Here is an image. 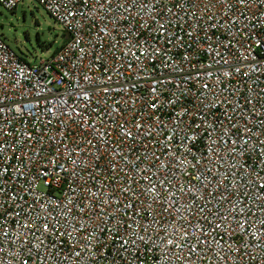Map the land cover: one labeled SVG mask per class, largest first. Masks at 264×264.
Segmentation results:
<instances>
[{
	"label": "built area",
	"instance_id": "2783aa9c",
	"mask_svg": "<svg viewBox=\"0 0 264 264\" xmlns=\"http://www.w3.org/2000/svg\"><path fill=\"white\" fill-rule=\"evenodd\" d=\"M35 1L67 39L0 35V264H264V0Z\"/></svg>",
	"mask_w": 264,
	"mask_h": 264
},
{
	"label": "rangeland",
	"instance_id": "374dc122",
	"mask_svg": "<svg viewBox=\"0 0 264 264\" xmlns=\"http://www.w3.org/2000/svg\"><path fill=\"white\" fill-rule=\"evenodd\" d=\"M0 35L30 63L48 59L67 36L35 0H24L14 11L0 5ZM50 47L43 50L39 43Z\"/></svg>",
	"mask_w": 264,
	"mask_h": 264
},
{
	"label": "trees",
	"instance_id": "16d2710c",
	"mask_svg": "<svg viewBox=\"0 0 264 264\" xmlns=\"http://www.w3.org/2000/svg\"><path fill=\"white\" fill-rule=\"evenodd\" d=\"M65 36H66V34H65ZM65 42H66V41H65ZM39 44H40V46H41V48H42L43 50H49V48H50V47L44 46L43 43H41V42H40ZM60 47H61V46H60ZM60 47H59V48H60ZM59 48H57V49L53 52V54H54ZM53 54H52V55H53Z\"/></svg>",
	"mask_w": 264,
	"mask_h": 264
}]
</instances>
